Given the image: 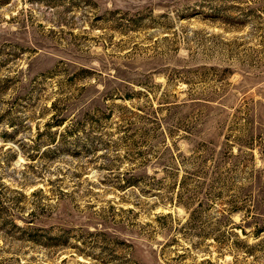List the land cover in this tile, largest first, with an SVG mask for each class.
<instances>
[{
  "label": "rangeland",
  "instance_id": "374dc122",
  "mask_svg": "<svg viewBox=\"0 0 264 264\" xmlns=\"http://www.w3.org/2000/svg\"><path fill=\"white\" fill-rule=\"evenodd\" d=\"M0 264H264V0H0Z\"/></svg>",
  "mask_w": 264,
  "mask_h": 264
},
{
  "label": "trees",
  "instance_id": "16d2710c",
  "mask_svg": "<svg viewBox=\"0 0 264 264\" xmlns=\"http://www.w3.org/2000/svg\"><path fill=\"white\" fill-rule=\"evenodd\" d=\"M251 253H252L251 251H249V252H246V254H247V255H250Z\"/></svg>",
  "mask_w": 264,
  "mask_h": 264
}]
</instances>
